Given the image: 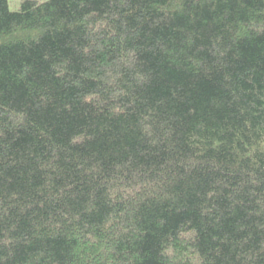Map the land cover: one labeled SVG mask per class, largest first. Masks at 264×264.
Segmentation results:
<instances>
[{
	"label": "trees",
	"instance_id": "1",
	"mask_svg": "<svg viewBox=\"0 0 264 264\" xmlns=\"http://www.w3.org/2000/svg\"><path fill=\"white\" fill-rule=\"evenodd\" d=\"M0 264H264V0H0Z\"/></svg>",
	"mask_w": 264,
	"mask_h": 264
},
{
	"label": "rangeland",
	"instance_id": "2",
	"mask_svg": "<svg viewBox=\"0 0 264 264\" xmlns=\"http://www.w3.org/2000/svg\"><path fill=\"white\" fill-rule=\"evenodd\" d=\"M24 0H8V8L10 9V11L12 12H17L19 10L20 4L23 2ZM40 3L48 1V0H37Z\"/></svg>",
	"mask_w": 264,
	"mask_h": 264
}]
</instances>
